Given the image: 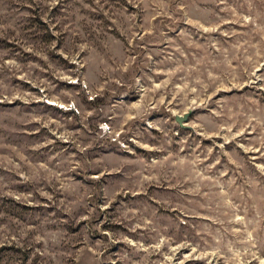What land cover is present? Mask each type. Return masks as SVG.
<instances>
[{
	"label": "rangeland",
	"instance_id": "374dc122",
	"mask_svg": "<svg viewBox=\"0 0 264 264\" xmlns=\"http://www.w3.org/2000/svg\"><path fill=\"white\" fill-rule=\"evenodd\" d=\"M0 264H264V0H0Z\"/></svg>",
	"mask_w": 264,
	"mask_h": 264
},
{
	"label": "water",
	"instance_id": "95a60500",
	"mask_svg": "<svg viewBox=\"0 0 264 264\" xmlns=\"http://www.w3.org/2000/svg\"><path fill=\"white\" fill-rule=\"evenodd\" d=\"M191 111H188V112H184L182 115L181 114H178L175 116V121L181 126H185V123H183L184 121H187L188 119V116L190 115Z\"/></svg>",
	"mask_w": 264,
	"mask_h": 264
}]
</instances>
